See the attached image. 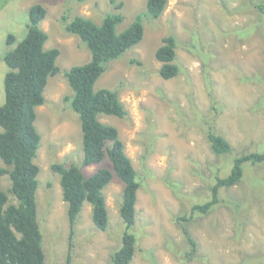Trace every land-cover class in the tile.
Here are the masks:
<instances>
[{"label": "rangeland", "instance_id": "rangeland-1", "mask_svg": "<svg viewBox=\"0 0 264 264\" xmlns=\"http://www.w3.org/2000/svg\"><path fill=\"white\" fill-rule=\"evenodd\" d=\"M263 2L167 0L161 17L153 19L146 14L147 0H0V105L8 71L3 57L13 47L7 37L14 35L17 42L25 37L32 6L46 8L40 23L48 35L45 47L60 51V71L49 78L35 121L41 136L34 162L40 169L36 199L45 264H66L69 256L71 264H111L126 230L120 216L124 185L114 175L103 190L107 230L96 227L85 202L70 241L68 205L51 168L74 164L87 176L99 168L112 171L108 160L83 165L80 120L65 101L72 90L64 73L91 59L67 25L77 16L99 25L118 12L123 17L118 34L141 17L144 37L106 64L95 89L116 91L127 112L122 119L102 115L100 121L118 129L140 183L136 224L129 231L137 240L130 264H264V162L245 163L241 182L222 189L221 202L207 215L192 213L194 205L211 199L210 186L230 174L236 157L264 153V21L256 8ZM169 35L177 39L179 73L165 80L155 53ZM209 131L223 136L233 151L216 156ZM0 188L15 201L9 175H0ZM181 216L188 218L195 252L177 221Z\"/></svg>", "mask_w": 264, "mask_h": 264}, {"label": "trees", "instance_id": "trees-1", "mask_svg": "<svg viewBox=\"0 0 264 264\" xmlns=\"http://www.w3.org/2000/svg\"><path fill=\"white\" fill-rule=\"evenodd\" d=\"M89 0H78L85 3ZM114 4L115 0H111ZM167 0H147L146 14L153 19L161 17ZM122 8V3L117 4ZM259 16L264 21V2L256 4ZM47 10L42 5H34L29 10V21L25 37L17 42L14 35H8L7 45L13 46L3 57L8 71L3 78L5 100L0 105V159L6 168L0 175H9V194L0 188V264H45L43 235L38 219L36 194L39 186V167L34 159L40 147L35 121L37 108L45 103V88L50 77L60 69L57 58L60 51L47 49L48 35L40 28ZM123 20L120 12L106 16L98 25L89 18L77 16L66 27L68 33L78 36L90 52L88 63L75 66L64 73L72 95L65 98L70 108L78 115L82 131L83 162L85 166L98 165L108 160L112 171L99 168L85 175L74 164L55 163L52 170L59 175L62 197L68 205L70 241L74 236V226L85 202L91 205L92 218L96 227L106 231L108 209L103 190L115 175L124 185L120 216L125 224L121 246L111 257V264H130L136 252V237L129 231L136 224V202L140 187L138 174L130 158L125 153L119 131L100 121L102 115L124 118L126 111L116 91L95 89V84L106 70V64L119 59L131 48L137 46L144 37L141 17L124 32L117 33V25ZM177 39L173 35L165 37L157 49L155 57L161 63L160 76L165 80L175 78L179 73L176 60ZM210 149L216 156L230 154L231 144L214 131L207 133ZM250 162H264V153H248L234 159L230 174L216 177L210 186L211 199L192 207V213L207 215L220 201V191L237 186L244 177L243 165ZM177 221L188 242L196 249L181 216ZM71 244V243H70ZM66 264H71L70 256Z\"/></svg>", "mask_w": 264, "mask_h": 264}]
</instances>
